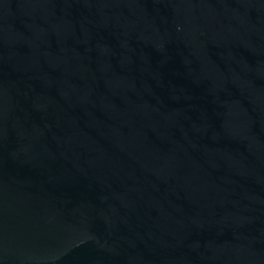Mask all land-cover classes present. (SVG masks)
I'll list each match as a JSON object with an SVG mask.
<instances>
[{
    "label": "water",
    "instance_id": "95a60500",
    "mask_svg": "<svg viewBox=\"0 0 264 264\" xmlns=\"http://www.w3.org/2000/svg\"><path fill=\"white\" fill-rule=\"evenodd\" d=\"M0 264H264V0H0Z\"/></svg>",
    "mask_w": 264,
    "mask_h": 264
}]
</instances>
